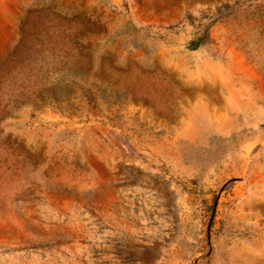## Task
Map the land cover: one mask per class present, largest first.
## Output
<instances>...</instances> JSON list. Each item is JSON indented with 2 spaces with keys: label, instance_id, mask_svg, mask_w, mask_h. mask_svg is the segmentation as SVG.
Here are the masks:
<instances>
[{
  "label": "rangeland",
  "instance_id": "obj_1",
  "mask_svg": "<svg viewBox=\"0 0 264 264\" xmlns=\"http://www.w3.org/2000/svg\"><path fill=\"white\" fill-rule=\"evenodd\" d=\"M0 264H264V0H0Z\"/></svg>",
  "mask_w": 264,
  "mask_h": 264
}]
</instances>
